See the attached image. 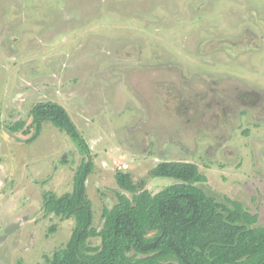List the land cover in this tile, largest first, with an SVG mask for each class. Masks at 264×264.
Masks as SVG:
<instances>
[{"label": "rangeland", "instance_id": "obj_1", "mask_svg": "<svg viewBox=\"0 0 264 264\" xmlns=\"http://www.w3.org/2000/svg\"><path fill=\"white\" fill-rule=\"evenodd\" d=\"M153 66L175 77L168 88L148 83ZM174 84L192 104L165 102L177 100ZM246 89L264 98V0H0V264H48L74 220L47 214L43 195L76 197L82 179L97 246L116 193L177 183L150 175L161 162L196 164L206 178L196 186L241 203L264 228V110L219 93L238 101ZM47 102L65 109L88 154L49 122L35 138L23 133Z\"/></svg>", "mask_w": 264, "mask_h": 264}, {"label": "trees", "instance_id": "obj_2", "mask_svg": "<svg viewBox=\"0 0 264 264\" xmlns=\"http://www.w3.org/2000/svg\"><path fill=\"white\" fill-rule=\"evenodd\" d=\"M31 124L23 132L38 136L45 122L67 135L82 154H88L64 108L39 103L31 110ZM24 128L18 122L11 133ZM35 136V137H34ZM29 142V141H28ZM155 178L177 183L156 194L147 190L129 199L116 193V202L102 212L100 242L90 246L93 212L86 198L83 179L76 197L69 193L43 195V209L63 219L73 218L74 227L66 245L55 251L48 264H264V228L244 206L223 197L221 201L196 186L206 183L196 164L161 162L152 168ZM121 184L130 175H117Z\"/></svg>", "mask_w": 264, "mask_h": 264}, {"label": "flooded vegetation", "instance_id": "obj_3", "mask_svg": "<svg viewBox=\"0 0 264 264\" xmlns=\"http://www.w3.org/2000/svg\"><path fill=\"white\" fill-rule=\"evenodd\" d=\"M148 68V67H147ZM156 68V66H153V67H151V69H155ZM174 68H177V67H174ZM182 70V69H181ZM160 72H162V70H160V69H155V70H152V71H148V73H151L152 74V79L150 80V82H148V83H155V82H159V84H160V81L161 82H164L165 84H163V85H156V86H159V87H162V88H168V84H167V82L166 81H171V80H173L175 77L174 76H169V75H164V77L165 78H163L161 75H159L160 74ZM176 72H181L178 68L176 69ZM184 84H185V82H183ZM224 85H226V81L223 83V86ZM149 85H147V87L146 88H149L148 87ZM174 87H175V90H177V97H176V101L174 102L173 100H171L170 102H168V100H169V96H168V94L169 93H167L166 94V103H168L171 107H175L176 108V106H177V104L178 103H180V104H182V105H184L185 107H187V105L188 104H192L193 102L190 100V98H189V94L191 93V92H188L186 89H183V86L182 85H177V84H174ZM209 87V88H208ZM206 86L205 85V83H203L202 81H199V89H198V91H197V93H198V95H201V94H203V93H207V97H208V103H212V98H213V96H212V91H211V89H212V87L211 86ZM154 89H155V87H154ZM146 92H142V93H145V95L143 94L142 95V100H141V102H142V104H144L145 102L147 103V102H149L148 101V98H146V96L148 95V89L147 90H145ZM164 91H165V89H164ZM219 91V90H218ZM186 92H188V94H187V97L185 96V93ZM220 95H222V97H224L225 99H229V101L230 102H234V104L237 106V107H239L240 109H243V110H247V111H251V110H264V101H261V99H260V97L258 98V100L256 101V102H252L251 101V99H250V97H251V95H253L254 94V91L253 90H245L244 92H242V94L241 95H243L244 97H242L240 100H238V101H236V100H231L230 98H228L229 96H228V94L225 92V91H223V90H220ZM153 94H154V92H153ZM161 94H163V96H164V92H161ZM195 94V93H194ZM259 96V95H258ZM144 97V98H143ZM172 97H174V96H172ZM191 97V96H190ZM232 98V97H231ZM264 99V98H263ZM262 99V100H263ZM232 102V103H233ZM213 103H215V104H217V106L220 108V109H224L225 107H226V105H227V102H226V100H224V99H222V98H219V99H216V100H214L213 99ZM241 113H243V111L241 112ZM244 114V113H243ZM245 115H247V114H245Z\"/></svg>", "mask_w": 264, "mask_h": 264}, {"label": "built area", "instance_id": "obj_4", "mask_svg": "<svg viewBox=\"0 0 264 264\" xmlns=\"http://www.w3.org/2000/svg\"><path fill=\"white\" fill-rule=\"evenodd\" d=\"M126 168V167H125Z\"/></svg>", "mask_w": 264, "mask_h": 264}]
</instances>
